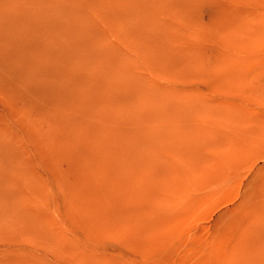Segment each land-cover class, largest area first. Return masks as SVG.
<instances>
[{"label": "rangeland", "instance_id": "obj_1", "mask_svg": "<svg viewBox=\"0 0 264 264\" xmlns=\"http://www.w3.org/2000/svg\"><path fill=\"white\" fill-rule=\"evenodd\" d=\"M0 264H264V0H0Z\"/></svg>", "mask_w": 264, "mask_h": 264}, {"label": "bare ground", "instance_id": "obj_2", "mask_svg": "<svg viewBox=\"0 0 264 264\" xmlns=\"http://www.w3.org/2000/svg\"><path fill=\"white\" fill-rule=\"evenodd\" d=\"M155 18V17H154Z\"/></svg>", "mask_w": 264, "mask_h": 264}]
</instances>
